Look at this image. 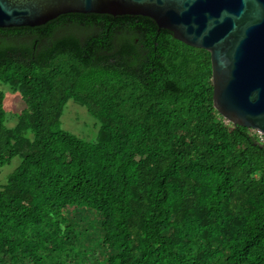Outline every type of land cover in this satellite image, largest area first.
I'll return each instance as SVG.
<instances>
[{
    "label": "trees",
    "instance_id": "16d2710c",
    "mask_svg": "<svg viewBox=\"0 0 264 264\" xmlns=\"http://www.w3.org/2000/svg\"><path fill=\"white\" fill-rule=\"evenodd\" d=\"M209 52L140 15L0 28V264H264V147L212 102ZM69 100L100 128L61 127ZM98 223L102 263L82 213Z\"/></svg>",
    "mask_w": 264,
    "mask_h": 264
},
{
    "label": "water",
    "instance_id": "95a60500",
    "mask_svg": "<svg viewBox=\"0 0 264 264\" xmlns=\"http://www.w3.org/2000/svg\"><path fill=\"white\" fill-rule=\"evenodd\" d=\"M68 13L149 17L209 52L214 109L264 134V0H0V28L40 26Z\"/></svg>",
    "mask_w": 264,
    "mask_h": 264
},
{
    "label": "rangeland",
    "instance_id": "374dc122",
    "mask_svg": "<svg viewBox=\"0 0 264 264\" xmlns=\"http://www.w3.org/2000/svg\"><path fill=\"white\" fill-rule=\"evenodd\" d=\"M0 91H2L5 96L3 102L6 112L5 124L7 127H12L17 121L16 115L24 109L26 105L20 94L11 90L9 86L0 83ZM60 122L62 129L78 136L86 142H93L100 128L99 123L89 115L86 108L76 104L73 100L67 102ZM19 163L20 159L15 157L9 164L0 169V185L5 184L7 176ZM82 215V219L80 220L81 226L85 227L88 231V240L85 242V250L90 249L87 250L89 256H91L92 253L96 254L94 258L102 263L103 254L98 246V223L96 219H94L92 213L85 212L82 213Z\"/></svg>",
    "mask_w": 264,
    "mask_h": 264
},
{
    "label": "built area",
    "instance_id": "2783aa9c",
    "mask_svg": "<svg viewBox=\"0 0 264 264\" xmlns=\"http://www.w3.org/2000/svg\"><path fill=\"white\" fill-rule=\"evenodd\" d=\"M250 132L256 137L257 142L264 147V134L255 129H250Z\"/></svg>",
    "mask_w": 264,
    "mask_h": 264
}]
</instances>
